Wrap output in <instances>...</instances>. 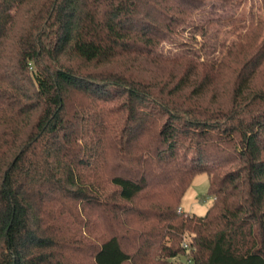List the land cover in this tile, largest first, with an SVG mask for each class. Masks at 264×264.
<instances>
[{"label": "trees", "instance_id": "1", "mask_svg": "<svg viewBox=\"0 0 264 264\" xmlns=\"http://www.w3.org/2000/svg\"><path fill=\"white\" fill-rule=\"evenodd\" d=\"M233 1L0 0V264H264V19L194 20Z\"/></svg>", "mask_w": 264, "mask_h": 264}, {"label": "rangeland", "instance_id": "2", "mask_svg": "<svg viewBox=\"0 0 264 264\" xmlns=\"http://www.w3.org/2000/svg\"><path fill=\"white\" fill-rule=\"evenodd\" d=\"M233 9L228 13L218 11V14H211L212 11L208 7L205 11L195 15V22L197 19L210 16L214 20V24L219 29L216 35L217 42L226 40L238 41L239 37L246 31L247 25L250 21L255 22L257 18L264 19V0H235L232 2ZM192 24L186 25L182 37H179L176 43L187 42L194 50L200 52L207 40L201 36H194L190 38L189 33L192 31ZM172 42V41H171ZM173 43H165L163 48L171 49ZM164 49V50H165ZM176 49L173 48L172 51ZM203 53V51H202ZM208 178L205 174H199L193 178L189 187L185 191L181 200V211L202 216L212 203V198L207 195ZM172 264H188V259L184 256L172 260Z\"/></svg>", "mask_w": 264, "mask_h": 264}, {"label": "built area", "instance_id": "3", "mask_svg": "<svg viewBox=\"0 0 264 264\" xmlns=\"http://www.w3.org/2000/svg\"><path fill=\"white\" fill-rule=\"evenodd\" d=\"M180 211H181V209L179 208V209H178V212H180Z\"/></svg>", "mask_w": 264, "mask_h": 264}]
</instances>
